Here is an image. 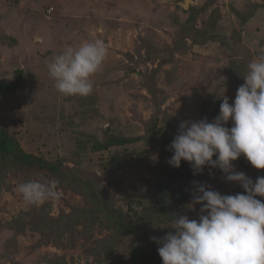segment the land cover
<instances>
[{"label": "rangeland", "instance_id": "374dc122", "mask_svg": "<svg viewBox=\"0 0 264 264\" xmlns=\"http://www.w3.org/2000/svg\"><path fill=\"white\" fill-rule=\"evenodd\" d=\"M182 2L0 0V80L24 70L21 87L0 95V128L76 179L37 177L0 159V264H162L151 237L174 232V215L183 214L160 194L169 199L180 184L189 204L193 181L244 191L218 168L171 166L169 145L182 121L212 122L223 93L234 101L248 64L264 55V0ZM192 6L205 7L192 27L213 39L197 44L190 29L183 37ZM97 36L109 51L92 93H59L48 63ZM113 137L129 142L96 149ZM233 163L254 182L264 176L243 155ZM38 179L55 181L59 198L25 202L17 186ZM91 187L98 199L89 202ZM200 207L184 215L198 219Z\"/></svg>", "mask_w": 264, "mask_h": 264}, {"label": "clouds", "instance_id": "9594fccd", "mask_svg": "<svg viewBox=\"0 0 264 264\" xmlns=\"http://www.w3.org/2000/svg\"><path fill=\"white\" fill-rule=\"evenodd\" d=\"M108 51L97 36L56 55L47 67L57 91L65 96L90 95L91 77L102 71ZM247 67L234 101L229 103L223 93L212 122L205 117L180 123L168 160L176 168L182 160L189 162L194 174L203 173L206 165L218 168L227 181L237 182L244 191L221 194L211 185L193 181L187 208L195 211L200 204L198 219L174 215L170 226L174 232L151 237L159 245L162 264H264V201L256 198L264 197V176L254 182L236 171L233 163L243 155L253 167L264 169V55ZM229 121L231 127L226 126ZM56 187L55 181L38 179L20 183L16 190L28 204L40 206L59 198Z\"/></svg>", "mask_w": 264, "mask_h": 264}, {"label": "trees", "instance_id": "16d2710c", "mask_svg": "<svg viewBox=\"0 0 264 264\" xmlns=\"http://www.w3.org/2000/svg\"><path fill=\"white\" fill-rule=\"evenodd\" d=\"M205 10V7H199V6H192L189 10V21L188 22L191 26L189 28L186 26V33L184 34L183 37H188L189 34V29L190 33L193 32L196 35H192L194 42L197 44L203 43L204 41L208 39H213V35L207 32V30L204 28L206 31H195L194 27H192V22H196L197 18L199 17L200 14H203ZM200 32V33H199ZM207 35V36H203ZM24 74V70L22 68H17L15 70V74L13 79H5V80H0V95H8L13 92H16L22 85V77ZM129 139L128 138H119V137H113L107 143L105 144H98L96 145V149L102 150V149H107L111 146L114 145H120L124 143H128ZM0 159L3 163V166H11L12 168H17V169H22L26 171L29 174H32L37 177L45 176V175H50L54 174L61 182L64 184L66 183H76V179L73 176H70L68 174H65L62 171V166L60 163L57 161H52L49 159H46L43 156L37 155L32 152H28L25 150L20 142L14 138L10 137L8 135L7 130L0 128ZM170 181H173V176H171ZM175 184L177 182H174ZM172 184V183H170ZM170 184H166L167 186H171ZM177 187L175 191L172 192V196H170L169 199H167L166 194L164 195H159L160 200L162 201H169L170 206L173 212L176 213H182L187 214L186 212L188 211L187 205H188V196L186 195V192L182 190V186L180 184L176 185ZM165 189L164 191H166ZM88 198L89 202L92 200H97V194L95 192V189L89 188L88 191ZM87 198V199H88ZM168 202V203H169ZM166 213L168 210H165ZM189 213V212H188ZM165 215V212H164ZM145 238L144 245L141 246L140 248H135L134 253H137L139 250L140 252L144 251L147 245V238ZM145 247V248H144ZM137 251V252H136Z\"/></svg>", "mask_w": 264, "mask_h": 264}, {"label": "water", "instance_id": "95a60500", "mask_svg": "<svg viewBox=\"0 0 264 264\" xmlns=\"http://www.w3.org/2000/svg\"><path fill=\"white\" fill-rule=\"evenodd\" d=\"M189 3H190V0H183V2L181 3V6L184 9H187L189 7Z\"/></svg>", "mask_w": 264, "mask_h": 264}]
</instances>
